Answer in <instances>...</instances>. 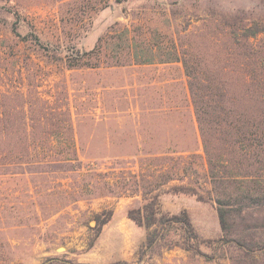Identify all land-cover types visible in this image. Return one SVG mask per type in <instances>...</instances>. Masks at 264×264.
I'll use <instances>...</instances> for the list:
<instances>
[{
    "label": "rangeland",
    "instance_id": "obj_1",
    "mask_svg": "<svg viewBox=\"0 0 264 264\" xmlns=\"http://www.w3.org/2000/svg\"><path fill=\"white\" fill-rule=\"evenodd\" d=\"M242 12L264 0H0V121L37 145L0 155V264H264V207L235 217L257 225L253 255L222 246L184 65L251 106L221 33ZM155 194L161 220L140 224ZM184 210L195 235L167 221Z\"/></svg>",
    "mask_w": 264,
    "mask_h": 264
},
{
    "label": "trees",
    "instance_id": "obj_2",
    "mask_svg": "<svg viewBox=\"0 0 264 264\" xmlns=\"http://www.w3.org/2000/svg\"><path fill=\"white\" fill-rule=\"evenodd\" d=\"M221 33L230 39L228 51L234 57L235 64L238 63L244 71L243 96L249 103L252 102L251 106L240 109L218 78L206 76L197 79L196 68L190 66L187 60H184V65L191 78V91L207 155L209 177L216 193L222 246L238 248L245 256H250L255 241L254 236H250L247 231L257 225L245 224L243 229H239L235 226V217L244 220V213L264 207V18H252L242 12L231 19H224ZM84 65L89 66L85 62H76L70 64V68ZM250 67L254 68L255 75L253 71L249 72ZM6 114V108L0 111V117ZM12 128L0 121V155L14 153L20 158L32 157L37 148L35 142L22 143L24 146L20 148L10 146L6 137ZM20 129L24 134H29L28 126L24 125ZM67 142L68 149L75 155L73 135ZM171 189L203 197L194 186L184 183L174 184ZM144 207L151 214L147 216V222L140 220V224L151 226L160 222L161 219L156 217L161 212L158 194L152 196ZM167 221L179 223L184 230L195 235L187 211L173 214ZM118 264L126 262L120 261Z\"/></svg>",
    "mask_w": 264,
    "mask_h": 264
}]
</instances>
